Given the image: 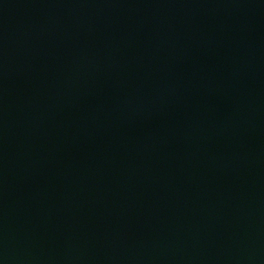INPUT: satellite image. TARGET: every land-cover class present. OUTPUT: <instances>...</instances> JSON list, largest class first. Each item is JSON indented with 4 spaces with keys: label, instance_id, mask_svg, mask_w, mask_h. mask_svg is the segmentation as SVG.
Here are the masks:
<instances>
[{
    "label": "water",
    "instance_id": "water-1",
    "mask_svg": "<svg viewBox=\"0 0 264 264\" xmlns=\"http://www.w3.org/2000/svg\"><path fill=\"white\" fill-rule=\"evenodd\" d=\"M0 264H264V0H0Z\"/></svg>",
    "mask_w": 264,
    "mask_h": 264
}]
</instances>
